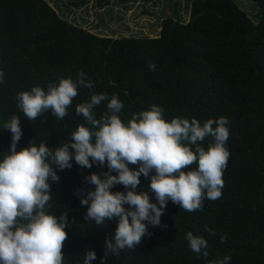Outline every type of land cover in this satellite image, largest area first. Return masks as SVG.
Listing matches in <instances>:
<instances>
[{
    "label": "trees",
    "instance_id": "1",
    "mask_svg": "<svg viewBox=\"0 0 264 264\" xmlns=\"http://www.w3.org/2000/svg\"><path fill=\"white\" fill-rule=\"evenodd\" d=\"M256 1L259 21L235 0H192L189 21L165 17L157 36H109L68 20L48 0H0V70L5 73L0 83V161L11 144L4 121L13 115L21 119L17 151L31 140L36 146L47 142L58 147L86 123L75 108L90 100V91L107 93L109 100L116 94L124 104L120 116L125 122L153 104L165 109L169 121L196 118L203 124L229 118L230 157L222 197L205 199L203 210L194 212L169 201L161 226L148 225L151 236L135 250L109 256L105 264H211L224 255L231 256L230 264H264V0ZM149 63H155V71ZM80 70L94 82L93 89L78 88L63 120L49 111L30 122L17 107L19 92L34 86L47 90L58 77L75 80ZM107 103L95 108L97 118L107 111ZM211 142L208 137L202 146L207 150ZM107 170L96 164L81 168L74 159L70 169L57 170L60 179L51 184L49 211L59 217L65 206L71 210L64 264H84L89 248L97 255L91 264H101L105 236L114 237L118 221L104 227L85 221L86 206L75 194L77 189L94 190L85 176ZM136 190H149L143 175ZM111 191L126 189L118 184ZM189 231L208 241L207 258L190 249L185 239ZM222 234L227 236L224 243Z\"/></svg>",
    "mask_w": 264,
    "mask_h": 264
},
{
    "label": "clouds",
    "instance_id": "2",
    "mask_svg": "<svg viewBox=\"0 0 264 264\" xmlns=\"http://www.w3.org/2000/svg\"><path fill=\"white\" fill-rule=\"evenodd\" d=\"M148 67L156 70L155 63ZM4 76L0 70V83ZM93 86L94 82L80 70L75 80L58 77V83H49L47 90L34 86L19 92L17 107L30 122L49 111L63 120L79 94L78 88L92 90ZM103 101H108L107 111L97 118L95 108ZM123 108L116 94L109 100L107 93L90 91V100L75 108L76 115L86 123L79 124L70 139L55 148L47 142L36 146L31 140L17 151L23 135L21 119L13 115L3 122V130L11 133V144L0 161V264H64L62 249L71 210L65 206L59 217L49 211L54 199L51 184L60 179L57 170L70 169L73 159L81 168L91 169L96 164L108 169L85 176L94 190L85 193L77 189L75 193L86 206L85 221L103 227L109 221H118L114 237L105 236L101 264L109 256L119 257L124 249L135 250L146 235L151 236L148 225L161 226L169 201L194 212L203 210L205 199L222 197V177L230 157L229 118L221 116L203 124L196 118L175 117L169 121L164 117L165 109L153 104L125 122L120 116ZM208 137L212 142L206 150L202 142ZM193 164L197 166L192 168ZM141 175L148 180V191L136 190ZM118 184L126 191H111ZM205 231L215 235L207 226ZM185 239L197 256H209V244L203 236L189 231ZM226 239L222 234L220 242ZM96 258L90 248L84 252V264ZM230 261L231 256L224 255L211 264Z\"/></svg>",
    "mask_w": 264,
    "mask_h": 264
},
{
    "label": "rangeland",
    "instance_id": "3",
    "mask_svg": "<svg viewBox=\"0 0 264 264\" xmlns=\"http://www.w3.org/2000/svg\"><path fill=\"white\" fill-rule=\"evenodd\" d=\"M65 17L74 23L102 35L157 36L163 18L176 17L188 22L192 0H138L127 9L132 0H48ZM249 16L259 21L260 7L256 0H235ZM128 11V13L126 12Z\"/></svg>",
    "mask_w": 264,
    "mask_h": 264
},
{
    "label": "crops",
    "instance_id": "4",
    "mask_svg": "<svg viewBox=\"0 0 264 264\" xmlns=\"http://www.w3.org/2000/svg\"><path fill=\"white\" fill-rule=\"evenodd\" d=\"M137 1L138 0H132V4L130 5V6H127L126 5V7H127V9H131V8H133L135 5H136V3H137ZM108 2V1H107ZM107 2H104V3H107ZM127 13H128V11H126ZM68 19V18H67ZM68 20H70V19H68ZM70 21H72V20H70ZM73 22V21H72ZM86 28V27H85ZM89 29V28H88ZM161 31V30H160ZM114 36H119V35H114Z\"/></svg>",
    "mask_w": 264,
    "mask_h": 264
}]
</instances>
